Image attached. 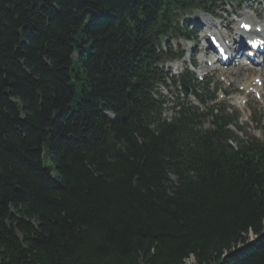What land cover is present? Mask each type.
Instances as JSON below:
<instances>
[{
	"label": "trees",
	"instance_id": "1",
	"mask_svg": "<svg viewBox=\"0 0 264 264\" xmlns=\"http://www.w3.org/2000/svg\"><path fill=\"white\" fill-rule=\"evenodd\" d=\"M216 1L0 0V264H264V135L155 90Z\"/></svg>",
	"mask_w": 264,
	"mask_h": 264
},
{
	"label": "rangeland",
	"instance_id": "2",
	"mask_svg": "<svg viewBox=\"0 0 264 264\" xmlns=\"http://www.w3.org/2000/svg\"><path fill=\"white\" fill-rule=\"evenodd\" d=\"M243 4L240 6L234 5V4H230V3H222L217 1L216 4L214 6L211 7L212 9V14L214 15V17L210 18L209 15L202 13V12H192L189 15L184 16V19H187V23H186V28H188V30L195 28L196 23H203L202 21V17H208L210 18L211 21L214 22H220V23H224L227 24L228 22H230L231 24L230 27L232 26V18L237 16L239 13L245 11L247 12L249 15H256L257 18H259V12L262 9V5H260L257 9V12H253L256 9V4L253 2V0H245L242 2ZM259 4V3H258ZM250 5V7H248ZM235 15V16H234ZM182 22V21H181ZM201 26V25H199ZM234 27H236V25H234ZM200 28V27H199ZM231 30V29H230ZM180 35H177L176 38H173L172 40H170V45L172 46L173 52L179 53L180 50L186 49V56L184 59H186V61L183 59L182 62H178V63H173L171 62L168 67H164V69L168 70L170 68L174 69L175 72H180L184 66H186L187 69L190 70H194V73H200L201 75H203L202 71L199 72L198 71V67L197 68H192L191 65H189L187 58L190 59V54L192 49L196 51V46L201 45L203 43L202 37L203 34H200L199 39H197V41H194L193 43L190 42H185L183 41V39H181L179 37ZM210 59V57H209ZM163 63L159 64V66H161ZM208 71V70H207ZM264 74V67L261 68V72H258V69H254L253 72L252 71H247L246 69H237V68H231L229 71H219L217 73H213L211 72H207V76L206 79L208 78L209 80H214L212 86H210V92H212V90L214 88H217L216 90V95H220L221 92L225 93L226 91L233 95L231 97V99H224L223 101H225L226 103L230 104L233 103L236 105H239L241 107L242 111H245L244 114L248 115L249 111L246 107V103L244 104V107L242 105V103L239 102L238 98L235 97V95H245L244 91L238 89V87L243 85H250L251 80L255 77V76H259V77H263ZM204 76V75H203ZM221 77H223L225 79V81L229 82V86H225V84L223 83H218V81H220ZM214 78V79H212ZM218 80V81H217ZM221 82V81H220ZM177 87L179 88L178 84H172V83H167L166 86L164 87H160V91H162V93L165 94V92H167L165 95H169L171 98H175L179 95H177ZM264 90V89H263ZM176 99V98H175ZM246 100V99H245ZM249 104V108H251L252 110L256 111V113L259 114V116L262 117V125H263V129L261 127V129L264 131V100L258 101L257 99L253 98V97H249L247 98L246 101ZM240 110V109H239ZM168 113V112H166ZM165 113V114H166ZM245 120V118H242ZM246 133L250 134V135H259V130L256 129V127H254L253 125H251L250 127H248V129H246ZM192 260L191 259H187L185 264H191Z\"/></svg>",
	"mask_w": 264,
	"mask_h": 264
},
{
	"label": "bare ground",
	"instance_id": "3",
	"mask_svg": "<svg viewBox=\"0 0 264 264\" xmlns=\"http://www.w3.org/2000/svg\"><path fill=\"white\" fill-rule=\"evenodd\" d=\"M239 18L240 19L237 21V25L243 20L247 21V22H251L250 16L247 15V13H245V12L240 13ZM203 19H204L205 24L209 25V29H213V30L217 29V25L213 24V23H209V19L208 18L204 17ZM262 36L264 37V34H262Z\"/></svg>",
	"mask_w": 264,
	"mask_h": 264
},
{
	"label": "water",
	"instance_id": "4",
	"mask_svg": "<svg viewBox=\"0 0 264 264\" xmlns=\"http://www.w3.org/2000/svg\"><path fill=\"white\" fill-rule=\"evenodd\" d=\"M183 90H184V92H185V93H187V92H188V88H187V87H185V86H183ZM125 120H126V117H125V116H123V117H122V121H123V122H125Z\"/></svg>",
	"mask_w": 264,
	"mask_h": 264
}]
</instances>
